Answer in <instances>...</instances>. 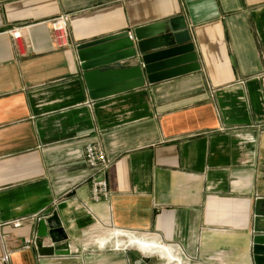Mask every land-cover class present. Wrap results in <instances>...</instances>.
Returning a JSON list of instances; mask_svg holds the SVG:
<instances>
[{"label": "crops", "instance_id": "crops-1", "mask_svg": "<svg viewBox=\"0 0 264 264\" xmlns=\"http://www.w3.org/2000/svg\"><path fill=\"white\" fill-rule=\"evenodd\" d=\"M62 14L67 48L51 36ZM174 17L200 71L90 98L78 44ZM88 144L112 159L108 170L88 166ZM94 177L108 199H91ZM260 197L264 0H0V233L11 249L3 262L0 241V264H133L136 236H152L145 244L171 253L167 263L255 264ZM55 212L68 240L53 233L46 244L66 242L71 254L23 248Z\"/></svg>", "mask_w": 264, "mask_h": 264}, {"label": "water", "instance_id": "water-1", "mask_svg": "<svg viewBox=\"0 0 264 264\" xmlns=\"http://www.w3.org/2000/svg\"><path fill=\"white\" fill-rule=\"evenodd\" d=\"M183 18H172L124 31L76 46L83 78L91 99L112 95L121 91L155 84L180 75L201 70L195 44L191 40ZM171 34L176 45L170 46L165 36ZM134 64H121L126 61ZM165 67H173L164 71ZM254 229L251 234V248L255 264H264V198L255 202ZM58 213L41 218L38 222L39 237L63 233ZM40 256H69L70 246L42 245L37 248ZM150 257L143 256L135 264H150Z\"/></svg>", "mask_w": 264, "mask_h": 264}, {"label": "built area", "instance_id": "built-area-1", "mask_svg": "<svg viewBox=\"0 0 264 264\" xmlns=\"http://www.w3.org/2000/svg\"><path fill=\"white\" fill-rule=\"evenodd\" d=\"M69 19V14H62L53 19L50 23L52 40L57 48H67L72 45L68 30ZM10 33L15 39H18L22 36L20 27H13L10 30ZM84 159L88 166L97 170L98 172H105L112 164V159L107 156L106 152L99 144H88L85 147ZM108 197L109 188L107 181L99 177H94L92 183L91 199L94 202H98L103 199H108ZM22 221L23 220L14 221L13 224L15 226L19 224L21 225ZM0 241L2 245L1 260L5 263H8L11 258V249L9 248V245L6 244L8 241V236L0 233ZM48 241H50L49 237L41 238L38 235H32L24 239L22 247L25 249L32 247L37 248L40 244L47 245L46 243ZM51 245H53V243Z\"/></svg>", "mask_w": 264, "mask_h": 264}, {"label": "rangeland", "instance_id": "rangeland-1", "mask_svg": "<svg viewBox=\"0 0 264 264\" xmlns=\"http://www.w3.org/2000/svg\"><path fill=\"white\" fill-rule=\"evenodd\" d=\"M136 237L139 239L145 240L144 241L145 243H147V242L151 243L152 241H154V240H152V236L151 237L150 236H136ZM41 238H45V237H41ZM145 243H144V246L146 245L145 247L144 246L141 247V246H138L136 244H132V245H130V248L126 249V251L131 253L133 256V264L141 262L143 256L150 257L149 262H148L150 264H173L174 262H178L176 260H169L168 263L163 261L162 258L166 259L172 254L171 253L170 254H166V253L164 254L161 249H159V248L153 249L152 248L153 245L145 244ZM93 248L95 250L101 251L103 253H107L110 249H114V247H112V246H108L104 249H100L97 245H93ZM119 250H122V248Z\"/></svg>", "mask_w": 264, "mask_h": 264}, {"label": "bare ground", "instance_id": "bare-ground-1", "mask_svg": "<svg viewBox=\"0 0 264 264\" xmlns=\"http://www.w3.org/2000/svg\"><path fill=\"white\" fill-rule=\"evenodd\" d=\"M131 238H132V237H131ZM117 241H118V240H117ZM120 241H121V240H120ZM128 243H129V244H134V243H135V244H136V243L139 244V243H140V239H138V238H132L130 241H128ZM143 243H145V242H143ZM152 243H153V241H152ZM143 246H144V244H143ZM145 246H146V245H145ZM145 246H144V247H145ZM149 246H150V245H149ZM152 247H153V246H152ZM147 248H148V247H147ZM157 248H158V247H157ZM173 264H180V263H179V261H178V262H174Z\"/></svg>", "mask_w": 264, "mask_h": 264}]
</instances>
